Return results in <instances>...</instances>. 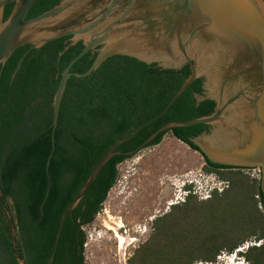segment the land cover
<instances>
[{"label": "trees", "instance_id": "trees-1", "mask_svg": "<svg viewBox=\"0 0 264 264\" xmlns=\"http://www.w3.org/2000/svg\"><path fill=\"white\" fill-rule=\"evenodd\" d=\"M58 0H36L28 18L52 8ZM14 3L5 9V19ZM70 36L48 42L41 48L24 45L0 66V264H48L69 202L89 178L92 170L117 140L159 114L185 81L182 73L152 74L133 57L108 58L87 77L72 76L62 99L51 151L53 98L62 72L84 48L71 45L58 61ZM97 51H90L72 67L85 72ZM22 65L11 83L18 61ZM197 88L191 84L168 111L129 135L117 149H136L148 136L170 121L201 117L212 104L196 105ZM205 131L203 123L174 127L150 146L171 135L189 145ZM204 169L219 174L229 186L200 200L191 194L181 204L157 216L149 238L128 259V264L213 263L222 252L234 253L248 241H261L240 252L252 264H264V195L261 178L248 168L213 163L202 153ZM132 156L119 154L102 168L88 192L68 216L53 264H88L87 234L119 177L118 166ZM12 213L15 234L12 236Z\"/></svg>", "mask_w": 264, "mask_h": 264}, {"label": "water", "instance_id": "water-1", "mask_svg": "<svg viewBox=\"0 0 264 264\" xmlns=\"http://www.w3.org/2000/svg\"><path fill=\"white\" fill-rule=\"evenodd\" d=\"M35 2L0 0V66L24 45L41 48L70 36L66 41L70 43L58 54L59 61L71 45L84 44L62 72L53 98L47 171L56 147L62 99L72 76H90L108 58L125 55L142 61L152 74L180 72L186 77L159 114L117 140L92 170L62 214L48 264L55 260L68 216L105 164L119 154L136 155L174 127L203 123L204 132L187 138L199 147L198 152L216 164L259 168L264 195V0H58L52 8L28 18ZM11 3L13 9L5 19L6 6ZM90 51L97 55L89 69L72 72L73 65ZM23 60L24 56L11 83ZM191 84L197 88L195 107L204 100L213 101L201 117L167 122L136 149H117L130 134L164 115ZM8 215L14 236V219L10 211Z\"/></svg>", "mask_w": 264, "mask_h": 264}, {"label": "rangeland", "instance_id": "rangeland-1", "mask_svg": "<svg viewBox=\"0 0 264 264\" xmlns=\"http://www.w3.org/2000/svg\"><path fill=\"white\" fill-rule=\"evenodd\" d=\"M204 165L201 153L171 135L121 163L118 180L102 210L92 224L84 227L87 263L128 264V259L151 235L154 219L169 211L173 203H183L180 189L186 179L203 175L206 180L211 176L212 180L229 182L217 173L207 172ZM260 243L248 241L242 248L245 251ZM239 255L224 251L213 263L196 264H242Z\"/></svg>", "mask_w": 264, "mask_h": 264}, {"label": "clouds", "instance_id": "clouds-1", "mask_svg": "<svg viewBox=\"0 0 264 264\" xmlns=\"http://www.w3.org/2000/svg\"><path fill=\"white\" fill-rule=\"evenodd\" d=\"M209 180H206L207 177L206 176H203L201 175L200 177L198 178H188L186 179L184 182H183V187L180 189V191L182 192L184 198L182 199V202H185L187 200V198L193 194L192 193V188L194 186H198V185H201L203 188H208L210 185H217L219 182H221L220 179H215V180H212L211 179V176L208 177ZM215 191V190H214ZM181 202V201H179ZM179 202L175 203V204H180ZM174 205V203L172 204ZM240 252H244V249L241 247L240 249L236 250L234 253L236 255L240 254ZM239 261L242 263V264H250V262L248 260H246V258L243 256V255H239Z\"/></svg>", "mask_w": 264, "mask_h": 264}, {"label": "built area", "instance_id": "built-area-1", "mask_svg": "<svg viewBox=\"0 0 264 264\" xmlns=\"http://www.w3.org/2000/svg\"><path fill=\"white\" fill-rule=\"evenodd\" d=\"M247 171L252 177L261 178V170L259 168H248ZM228 186L229 182L221 180V182H219L217 185H210L208 188H203L201 185L194 186L192 188V193L194 195L201 196L202 199H208L212 196L214 190L222 192Z\"/></svg>", "mask_w": 264, "mask_h": 264}, {"label": "bare ground", "instance_id": "bare-ground-1", "mask_svg": "<svg viewBox=\"0 0 264 264\" xmlns=\"http://www.w3.org/2000/svg\"><path fill=\"white\" fill-rule=\"evenodd\" d=\"M172 204V203H171ZM121 239V242H122V238H120Z\"/></svg>", "mask_w": 264, "mask_h": 264}]
</instances>
